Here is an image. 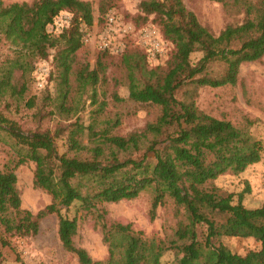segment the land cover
I'll return each instance as SVG.
<instances>
[{"label":"trees","instance_id":"trees-1","mask_svg":"<svg viewBox=\"0 0 264 264\" xmlns=\"http://www.w3.org/2000/svg\"><path fill=\"white\" fill-rule=\"evenodd\" d=\"M210 1L242 13L244 21L215 35L183 0L140 2L136 25L158 26L173 45L166 60L153 65L133 39L125 38L120 56L129 100L161 108L159 117L144 130L115 134L119 119L102 118L104 104L92 112V121L86 126L87 141L75 131L81 126L79 118L60 123L54 130L25 132L0 114V130L15 145L14 158L0 166L1 248L14 249L12 239L38 235L42 220L56 214L62 246L75 254L80 264H163L162 257L173 249L183 253L180 264H264V203L247 208L243 195L235 203L233 193L215 184L223 175H238L259 163L264 144L248 127L214 117L197 104L201 88L234 87L241 66L264 57V0ZM116 2L99 1L101 32ZM63 12L73 15L71 26L50 32L48 26ZM93 24L89 1L0 0V44L9 42L16 55L6 61L0 56V100L9 93L24 94L26 86L19 89L13 82L14 71L31 73L36 59L51 63L53 68L41 91H47L56 70L60 85L56 107L61 119L80 113L89 89L90 98L97 103L96 87L106 71L102 58L98 57L92 69L89 64L77 66V52L87 46L84 36L90 34ZM195 52L203 54L196 64L191 62ZM73 87L76 99L71 98ZM115 99L120 100L117 95ZM59 141L65 144L63 153ZM27 162L35 164L34 188L52 198L36 214L22 207L17 188L16 170ZM146 192L151 194V220L156 219L159 207H175L180 218L168 235L149 238L131 224L105 220L106 204L134 200ZM70 208L97 216L109 250L105 260H94L85 249L75 246L77 216L69 218L62 213ZM223 238H253L261 247L239 255L221 242Z\"/></svg>","mask_w":264,"mask_h":264},{"label":"rangeland","instance_id":"rangeland-1","mask_svg":"<svg viewBox=\"0 0 264 264\" xmlns=\"http://www.w3.org/2000/svg\"><path fill=\"white\" fill-rule=\"evenodd\" d=\"M33 1L35 0H4L5 3H31ZM84 1L91 2L93 6L94 24L90 30L93 42L77 52V66L89 64L92 69L96 66L98 57L102 58L106 71L96 87L97 103L94 104L90 98L92 90L89 89V92L84 95V104L80 113L76 116L70 115L72 118L69 120L61 119L62 116L57 113L56 107L60 102V85L56 78L55 68L47 89L49 93L39 90L33 83L35 70L31 73L26 72L24 75L22 70L17 69L14 71L13 82L19 89L24 84L26 90L22 96L9 93L1 98L0 114L15 122L25 132L38 128L54 130L60 123H72L79 118L81 126L75 131L77 130L87 141L86 126L92 121V112L102 104H104L102 118L119 119V125L114 130L115 134L119 135H128L144 130L146 125L155 121L161 113V108L157 105L129 100V89L126 72L122 68V57L103 54L95 45L101 32V26L98 24L102 18L99 13L100 0ZM141 1L117 0L115 7L111 10L121 16L126 24H132L140 29L142 27L137 26L134 21L140 14L139 4ZM183 1L186 7L195 13L199 22L215 35L220 34L230 24H241L244 21L242 13L236 10L228 11L219 2L210 0ZM129 37L137 45L134 37L132 35ZM139 51L145 55L144 50L140 47ZM0 56L3 61L16 57L14 47L5 40L0 44ZM167 56L160 62H164ZM202 56V52L193 53L191 62L196 64ZM32 63L39 64L36 59ZM150 64L158 65L151 62ZM76 92L73 87L71 98L78 97ZM116 95L120 100L115 99ZM197 104L200 109L214 117L231 121L240 127H248L250 132L264 144V57L261 61L243 64L239 72V81L234 87L201 88ZM58 147L60 153L66 150L62 141H59ZM14 156V143L11 142L5 131L0 130V166L12 160ZM34 171L35 164L27 162L17 168L16 174L22 207L36 214L48 206L52 202V198L46 192L34 188ZM215 184L233 193L235 203H237L239 195H243L242 203L245 207L251 209L261 207L264 203V152L259 163L250 165L238 175H223L216 180ZM150 208L151 194L146 192L134 200L106 204L104 206L107 211L105 220L111 224H131L134 230L142 231L149 238H163L171 232L170 228L175 227L180 217L177 215L175 207L169 204L159 207L156 219L151 220ZM62 213L69 218L77 216L78 232L74 238L75 246L85 249L94 260H105L109 255V250L108 245L104 242L103 230L97 216L82 215L80 212L77 213L75 208H70L68 211L63 210ZM58 228V215L46 217L41 222L38 235L12 239L14 249L0 247L2 253L0 263L80 264L75 254L67 252L63 248ZM221 242L239 255H245L249 251L258 250L261 247L260 243L253 238H223ZM182 257L181 251L169 250L162 257V263L180 264Z\"/></svg>","mask_w":264,"mask_h":264},{"label":"built area","instance_id":"built-area-1","mask_svg":"<svg viewBox=\"0 0 264 264\" xmlns=\"http://www.w3.org/2000/svg\"><path fill=\"white\" fill-rule=\"evenodd\" d=\"M73 21L70 12H63L55 18L54 22L48 26L50 32L59 33L69 28ZM133 36L137 45L144 50L149 62L158 64L173 45L164 39L159 28L154 25H147L137 29L132 24H126L121 16L111 10L107 16L105 29L100 32L95 41L96 48L107 54L120 56L125 48V38ZM85 44L93 42L91 34L84 36ZM52 71L51 63L40 62L36 65L35 79L38 89H44Z\"/></svg>","mask_w":264,"mask_h":264}]
</instances>
